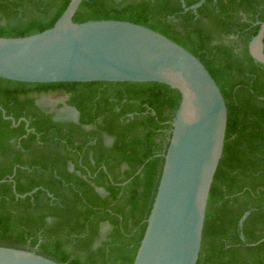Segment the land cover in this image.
<instances>
[{
    "label": "trees",
    "instance_id": "16d2710c",
    "mask_svg": "<svg viewBox=\"0 0 264 264\" xmlns=\"http://www.w3.org/2000/svg\"><path fill=\"white\" fill-rule=\"evenodd\" d=\"M198 1L83 0L74 21L143 24L204 62L225 96L228 125L198 264H264V64L249 52L264 0L186 9ZM69 2L0 0V36L50 28ZM46 95L66 96L78 122L55 120L37 104ZM180 102L178 89L158 81L0 76V245L67 264H134Z\"/></svg>",
    "mask_w": 264,
    "mask_h": 264
},
{
    "label": "water",
    "instance_id": "95a60500",
    "mask_svg": "<svg viewBox=\"0 0 264 264\" xmlns=\"http://www.w3.org/2000/svg\"><path fill=\"white\" fill-rule=\"evenodd\" d=\"M82 1L70 0L55 24L41 32L0 36V76L23 82L158 81L178 89L181 102L134 264H198L225 147V96L204 62L162 32L121 19L74 21ZM204 1L186 9L196 10ZM259 24L249 52L264 64V20ZM64 105L79 118L75 106ZM0 264L67 263L0 245Z\"/></svg>",
    "mask_w": 264,
    "mask_h": 264
},
{
    "label": "rangeland",
    "instance_id": "374dc122",
    "mask_svg": "<svg viewBox=\"0 0 264 264\" xmlns=\"http://www.w3.org/2000/svg\"><path fill=\"white\" fill-rule=\"evenodd\" d=\"M65 98L66 96L64 95H46L39 98V101L43 104H51L52 106H55V108L60 111V115L64 118H74L75 114L70 108H67L66 106L59 108L65 102ZM109 229L110 225L104 224L102 227V236H104Z\"/></svg>",
    "mask_w": 264,
    "mask_h": 264
},
{
    "label": "flooded vegetation",
    "instance_id": "af4514ba",
    "mask_svg": "<svg viewBox=\"0 0 264 264\" xmlns=\"http://www.w3.org/2000/svg\"><path fill=\"white\" fill-rule=\"evenodd\" d=\"M65 102H67V97L65 98ZM37 104L40 105V106H42V107L48 108V110H49L50 112L54 113V119H55V120H61V121H75V122H78V120H79V118H80V115H79V118H78V119H77L75 116H74V118H73V117H72V118H64V117H62V116L60 115V111L57 110V109L55 108V106H52L51 104H43L42 102L39 101V99L37 100ZM64 106H65V105H64V103H63V105L60 106L59 108L64 107ZM107 141L109 142V139H108ZM99 190L103 192V189L100 188Z\"/></svg>",
    "mask_w": 264,
    "mask_h": 264
}]
</instances>
